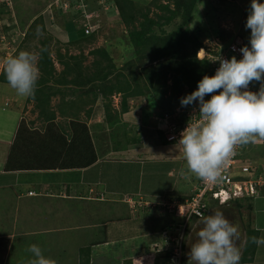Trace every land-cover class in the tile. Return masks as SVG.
Here are the masks:
<instances>
[{
  "label": "rangeland",
  "instance_id": "1",
  "mask_svg": "<svg viewBox=\"0 0 264 264\" xmlns=\"http://www.w3.org/2000/svg\"><path fill=\"white\" fill-rule=\"evenodd\" d=\"M162 1L165 2L164 0ZM249 6L250 0L200 1L192 17L191 27L200 28V37L205 47L201 55L208 58L212 62V65L220 53H225L228 43L237 39L245 40L243 34L250 36V29L246 30L245 28ZM7 11H10L11 14H7ZM151 15L153 16V13ZM36 19L40 23L44 22L47 31H44V33L39 32V34L48 37L51 34L50 51L57 75L65 67L59 58L63 57L64 60H67L71 56L81 59L82 64L88 69L90 68L89 72H95L96 69L92 65L100 57H97L92 51L99 48H104L112 58L116 69L112 75L118 71H122L125 75H130L132 69H141L140 66H142L144 60H139L140 56L136 52V47L129 38V30L122 21L120 11L113 0H0V74L4 71V60L9 56L18 54L20 51H29L36 54L38 77L41 74L37 63L41 46L40 39H43V37L35 36L27 43L22 42L29 26ZM85 26H90V33L94 35L93 39L86 42H73L70 44V41H75L78 38L77 29ZM175 26L176 24L172 23L164 29L171 31ZM60 30H65L64 33L68 32V38L64 35H57ZM39 34L37 33L35 35ZM149 60L150 58H147V72H150V68H153L158 63L157 61L150 63ZM102 64L101 67H109V63L106 61H102ZM174 65L177 66V64ZM144 68L141 73H147ZM173 75V71L168 70L165 76L161 78L162 82L167 83V87H161V90L151 89V95L133 98L128 102L129 108L131 106L137 109L142 108L146 111L144 116L146 120L148 119V123L146 124L149 126V135L147 136L149 141H146L148 146H145L147 149L145 148L143 154L135 158L130 157L132 156L131 153L125 156L115 155L113 157H117V159L111 158V160L107 161L108 164H100L94 169V171H97L96 173H101L100 170L104 171V176H107V183L113 188L112 191L117 192V194L104 193L106 201L97 200L96 198H93V201L76 200L75 202H66L67 200H64V203H66L62 209V218H58L60 215L58 210L60 208L59 205H48L47 203L35 201V210H31V213L34 211V215L31 213L28 214L30 222L27 221V223L38 227V225H43V221L46 220L49 224L50 221H53L54 225L57 222L63 225L61 230L60 225H53V229L58 228L59 230H52L49 233H43L37 228L38 232L42 234L35 233L36 235L34 234L31 237L32 239H41V236L51 237L50 239L43 240L41 244L38 241L37 245L42 248L44 255L54 259L56 264H78L80 259L77 258L78 251L76 249L79 245L86 246V244L92 245L94 242H101L104 238V234L100 230L103 223L106 224L129 217L131 220V228L137 227L138 234L142 236V238H139L142 243L138 240H131L133 243H136L135 249L138 248L135 252H132L133 243L124 244L126 248H122L119 245L115 246L117 242L112 241L108 245L106 252H104V256H95L96 258L93 264H120L119 260L121 259L122 261L124 250H131L136 255L144 254L151 250L150 245L153 243V236L145 234L152 232L156 237V231L162 229L164 226L171 227L174 225L176 230L179 228L178 224H181V220L185 221L173 211V207L170 205L172 202L169 201H173L177 197L188 198L194 192L196 179L198 178L182 175V170L187 171L182 151L179 148L175 149L178 141H164L165 133L163 128L165 127V123L163 120L161 121L160 117L161 115L170 113L176 106L181 105V98L192 93V91H189L187 87L181 92L176 93L173 89L171 90L174 81ZM143 81L146 82V80ZM117 95V98H113V104L116 101L119 104L121 103L122 96L120 94ZM92 97V93L86 97L83 96L84 103H81L79 108L90 105L95 107L94 105H97L99 97L96 101H93ZM29 98L19 96L9 84L0 83V128L7 129L10 132L16 129L15 125L13 127V120L16 121V124L18 123L17 119L20 116L16 107L18 105L22 110H24L23 107H27L25 108L26 115L24 119L31 115H35L36 119L38 115V110L34 112L36 101L34 98H31V100ZM69 99L73 98H66V100ZM206 99H208V96H206ZM4 100L12 107L6 106ZM51 102L53 109L56 111L60 97H52ZM2 107L6 109L11 108L8 111L9 117H7L12 120L6 119V112L2 110ZM156 116L159 118L157 119ZM154 119L157 122L152 123ZM120 128L125 129L124 127ZM155 132L163 138V141H153L154 143L149 146L152 142L151 139H157L158 137L154 134ZM122 134L123 132H121ZM259 138L257 137V139ZM258 156L264 159V149L262 150V154L260 152ZM250 158L245 152L244 159L248 162ZM170 171L173 172V175L170 174ZM258 173L261 175L264 174L263 167H260ZM118 175H122V178ZM127 195L136 202H126ZM168 199L170 200L168 201ZM165 200L168 201L169 206L168 203L165 204ZM145 201H148L149 204H143ZM175 201L180 202L183 200ZM219 208L223 209L226 217L230 221L235 222L234 219H237V215L231 209L234 208L232 204L220 206L219 204H215V202H210L209 209L213 211L209 215L213 214L214 210ZM241 211L244 217L243 223L254 226V218L248 219L250 217L248 210L241 209ZM67 219H73L75 224L66 221ZM92 221H94V225H91ZM76 222L80 225H77ZM198 222H200L198 219L191 218L185 226L184 243L186 249L184 250L186 255L190 252V247L194 239L195 232L191 229L195 227L194 225L196 223L197 230L199 227ZM138 223H143V225L137 226ZM8 228V226L0 225V232H4ZM19 228H22V226ZM115 232L117 231L115 230ZM59 235L60 237H58ZM132 235H134V232ZM119 238L124 239V237ZM158 238L159 244H163L164 246L166 244L163 240L165 239V235L159 234ZM89 240L91 242H88ZM142 245L145 248H139ZM97 249L102 250V247ZM90 250L85 249V253H89ZM22 254L23 252H20L21 256H23ZM135 254L128 256V258H133ZM26 255L31 257L29 253H26ZM82 258L85 260L84 256ZM152 258L154 257H139L137 261L146 264L147 262H151ZM184 259H186L185 262L187 264L188 255ZM124 261L128 263L129 259H123L122 262ZM168 261L169 258L165 254H162V252L153 259L155 264H163ZM240 264L242 263L240 262ZM252 264H260V261Z\"/></svg>",
  "mask_w": 264,
  "mask_h": 264
},
{
  "label": "trees",
  "instance_id": "2",
  "mask_svg": "<svg viewBox=\"0 0 264 264\" xmlns=\"http://www.w3.org/2000/svg\"><path fill=\"white\" fill-rule=\"evenodd\" d=\"M113 1L120 11L122 21L129 30V38L136 47V52L140 56L139 60H144L142 66H140L141 69H132L130 75H125L122 71H118L112 75V73L116 71L112 58L104 48H99L92 51L93 54L100 57L95 60L93 63L94 65H92L96 69L95 72H89L90 68L88 69L85 67L81 59L71 56L67 60H64L63 57L59 58L65 67L63 71L57 75L50 51L51 34L49 37L39 34V32L44 33V31H46L44 22L40 23L38 19H36L37 21L33 20L22 42L27 43L35 36H41L43 39H40L41 46L37 63L41 74L37 80L35 94L31 96L29 100H31V98L35 99L36 105L34 112L38 110L36 120L41 122L42 127L44 125L46 129L49 130L47 134L44 135L50 137V140H55L49 143L51 150L53 152H60V156L63 155L62 152L66 151L65 148H68L67 151H71L69 154L66 152L61 160L59 157L49 156L46 158L44 155H41L36 149L39 148L40 145L43 146V144H41L42 141H37L38 139L36 140L34 138H32L33 141H27L29 137L31 138L38 135L40 133V128L29 127L26 120L22 119L18 125L17 137L15 141H13L11 151L8 155L6 167L9 169L16 167L24 169L52 168L55 164L62 168H81L92 164L93 161L83 159L82 157L84 156H80V160H74L73 157L70 156L74 155V152L77 153L76 149H78L81 144L85 143L82 139H91L87 125L82 123L81 125L83 127L79 128L80 126L78 125L80 123L78 122V124L75 122L80 118V114L75 110L79 108L81 103H84L83 96L86 97L92 93L93 101H96L98 97L102 98L107 122L110 124V127L113 128V133L118 134L120 132L121 134V132H123V134H125L126 141L119 142L121 145H127L138 141L132 139L128 135L129 131L126 129H122L118 125L116 127L114 126L116 123L120 122V115L129 110L128 102L130 99L151 95V89L161 90V87H167V83L162 82L161 78L165 76L168 70L174 73V81L171 90L173 89L175 93L181 92L185 87L193 92L197 88L198 81L205 75L211 76L212 63L208 58L201 55L205 47L200 37V28L191 27L192 17L201 0H164L165 2L162 0ZM151 13H153V16ZM7 14H11V12L7 11ZM172 23L176 24L175 28L171 31H166L164 28ZM85 28L86 27L77 29L78 38L75 41H70V44L73 42H86L93 39L94 35L91 33L87 34ZM37 33L39 35H35ZM243 36L245 37V40H243L245 46L249 42V36L244 34ZM230 43H228V45ZM147 58H150V63L154 61L158 62L153 68H150V72H147L146 69ZM102 61L109 63V67H101V65H103ZM174 64H177V66ZM143 68L144 70L146 69L147 73H141ZM143 80H146V82ZM0 83L8 84L4 71L0 74ZM117 94L122 96L119 109H115L113 104L114 95ZM54 96L60 97V102H58L56 106V109L59 111L58 114L53 109L51 102ZM67 97L73 99L66 100ZM58 115L63 120L57 121ZM30 123L33 124L34 121H30ZM90 142L91 141H86L85 144ZM23 150L26 153L23 152ZM241 150L242 146L239 152H242ZM31 154L33 155V159H24ZM238 158L243 159L240 158V155ZM248 177L249 176L245 174L237 173L236 170L232 178L234 180H242ZM200 182V179H196V186H198ZM262 190L263 189H260L259 186H256L253 195H243L229 201L230 204L237 207L243 220L244 217L241 209H247L250 213L248 219H251L252 211L254 210L253 200L256 195L263 193ZM178 199L185 200L184 197H179ZM210 202L219 204L218 201ZM210 202L207 203L208 206L206 207L205 215H209L213 211L209 209ZM193 218L198 219L197 217ZM180 223L183 224L184 221L181 220ZM181 224H178V226L180 227ZM244 227L246 228L247 237H259V232L251 225L247 223ZM170 228L171 227L166 226V231L162 234L165 235L168 233ZM163 230H165V228ZM163 240L166 243L164 246L163 244L160 245L157 243L155 246L158 247V250H160L162 254H165L166 257L169 258V250L172 249L171 246H169L171 243H169L166 238ZM98 243L102 244V242ZM183 248L186 249L185 243L183 244ZM256 248L257 246L255 244L249 243L247 247L244 248L240 262L244 264L251 261L254 258ZM86 249L90 250V248ZM184 258L182 262L186 264V259Z\"/></svg>",
  "mask_w": 264,
  "mask_h": 264
},
{
  "label": "crops",
  "instance_id": "3",
  "mask_svg": "<svg viewBox=\"0 0 264 264\" xmlns=\"http://www.w3.org/2000/svg\"><path fill=\"white\" fill-rule=\"evenodd\" d=\"M57 32V31H56ZM65 30H60L57 35L65 36L68 38V32L64 33ZM118 96V95H117ZM115 95L114 98H117ZM99 103V104H98ZM4 104L6 106H10V104H7V102L4 100ZM101 104V105H100ZM93 106H82L75 111L80 114V118L75 121L79 122L78 126L79 128L83 127L81 124L85 123L89 129V133L91 136V139H82V141H91L90 143H83L81 144L78 149H76L77 153L74 152V155H70L73 157L74 160H80V156L85 160H91L93 161L92 164L88 166L83 167H76V168H62L59 165H56L52 168H12L9 169L6 167L8 155L11 151V146L13 141H15V138L17 137V129L20 121L24 119L25 117V111L27 107H23L24 110L19 108L20 106H16L19 111V118L17 119L18 123L16 124L13 120V127L15 125L16 129L13 130V132L8 131L7 129L0 128V225L8 226L9 228L4 231L0 232V264H27V261L31 258L26 255V248L30 244H38V241H40V244L43 242V240L50 239L51 237L46 236L42 237L41 239H32V235L35 233L42 234L38 232V229H40L43 233H49L52 230H59L58 228L53 229L54 222L50 221L47 222L46 220L43 221V225H38V227H34L30 222V217L28 214L31 213V210H35L34 203L35 201L41 202V203H47L48 205H59L60 208H58L60 215L58 218H62V209L66 202H75L76 200H87V201H93V198H96L97 200H105V194H117V192H113V188L109 186L106 180V175L104 176V171L100 170L101 173H96L97 171H94L96 167L100 164L107 163V161L113 159H117V157H113L115 155H127L129 153L132 154V158L141 156L145 150V146L147 145L146 141H149V138L147 137L149 135L148 131V119L146 120V117L144 116L146 111L142 108H135L131 107L129 110L125 113H122L120 115V122L116 123L114 127L117 125L120 127H124L128 132V135L132 138L137 140L138 142H134L127 145H121L119 141H126L125 134H118L113 133V128L110 127V124L106 120L105 110L103 106V102L101 97L97 100V105ZM93 107V108H92ZM115 109H119V103H114ZM11 109V108H10ZM9 108L6 109L5 107H2V110L6 112V119L8 118V111ZM57 114L59 111L56 109ZM33 113V112H32ZM8 116V117H7ZM164 115H161L160 119L163 120L165 125L166 121L165 118L163 119ZM4 117V118H5ZM16 118V117H15ZM158 119L159 117L156 116ZM5 119V121H6ZM62 118L58 115L57 121L61 120ZM12 120V119H10ZM26 123H28L29 127L32 126L33 128L39 127L40 133L34 137H29L27 141H33L32 138L38 139L37 141H42L39 148L36 149L41 155H44L46 158L49 156L52 157H59L60 160L65 156L66 152L69 154L71 150L67 151L68 148H65L66 151L62 152V156H60V152L52 151L51 146L49 145L50 137L45 136L49 130L46 129V126H41V122L35 119V115H31L28 118H25ZM63 120V119H62ZM30 121H34V123H30ZM157 122L156 119L152 120V123ZM74 126V124L72 123ZM72 126V127H73ZM66 127V124H65ZM164 131V130H163ZM165 133V131H164ZM9 134V136H7ZM45 134V135H44ZM157 135V139L152 138L151 144L154 143L153 141H163V138H161L158 133H154ZM4 135V136H2ZM11 136V138H10ZM113 141V144H112ZM134 141V140H133ZM164 141H167L164 134ZM171 142V141H168ZM91 144V145H90ZM147 149V148H146ZM264 149V138L256 139L255 143H250L248 145H242V152H240V162L243 163H250L255 169V173L263 178L264 180V174L258 173L260 170V167H263L264 169V159L261 157L259 158V154ZM23 152H25L23 150ZM245 152L249 157V161L247 162L244 159ZM26 153V152H25ZM67 156V155H66ZM26 160L33 159V155H28ZM246 161V162H245ZM56 163V161H55ZM108 164V163H107ZM112 173V172H111ZM170 174L173 175V172L170 171ZM119 176V175H118ZM122 178V175L119 176ZM264 183V181H263ZM260 189H263V193L256 195L253 200V211L251 215V219L254 218V226H252L255 230L259 232V237L264 236V184L259 186ZM192 193V192H191ZM190 193V194H191ZM189 194V195H190ZM130 199V200H128ZM64 200H67L64 203ZM126 202H134L131 197L127 195ZM170 199H168L169 201ZM179 200V199H175ZM175 200H171L169 202H174ZM165 204L168 203L167 200H165ZM136 202V201H135ZM141 203V202H140ZM143 204H149L148 201L143 202ZM95 205V204H94ZM131 206V205H130ZM234 208H231L235 211L237 215V219H234L235 222H239L241 225V230L243 233L247 236L246 229L244 227V221L241 217V214H239L237 207L235 205ZM56 207V206H55ZM52 208V207H51ZM69 213V212H68ZM34 215V211L31 213ZM68 215V214H67ZM62 216V217H61ZM253 216V217H252ZM58 221V220H57ZM66 221L72 222L75 224V221L73 219H67ZM130 218H122L118 219L117 221L108 222L106 224L103 223L101 227V231L104 234V238L101 241V243L94 242L92 245L86 244L79 245L76 251H78L77 258H79L78 264H93L95 256L102 255L104 256V252H106V249H108V245L111 244V242H117L115 246H121L122 248H126L124 244L133 243V241H140L139 238H142L138 234L137 227L131 228L130 224ZM90 222V221H89ZM199 223V222H198ZM48 224V225H47ZM77 225H80L76 222ZM113 224V227H112ZM60 230L62 229V223L60 224L57 222L54 226H59ZM88 225H90L88 223ZM91 225H94V221H92ZM143 225V223H138L137 226ZM22 228H19L21 227ZM43 226V227H42ZM191 230L195 232L196 230V223ZM72 227V226H71ZM165 228V230H163ZM164 228L156 231V237L153 235V233L149 232L145 235H152L153 240L152 244L150 245L151 250L145 252L144 254H135L132 252H135L136 243H133L132 252L131 250H124L123 251V257L122 261L129 259L128 263L126 261L122 262L121 259L120 264H144L139 263L137 261V258H149L154 257L159 254H161V251L158 250V247L155 246V244H159L158 235L162 234L164 231H166V226ZM114 229V230H113ZM144 229V228H143ZM78 230V228H77ZM115 230L117 232H115ZM163 230V231H162ZM137 231V232H136ZM169 231V230H168ZM90 232V231H89ZM134 232V235H132ZM143 232V231H140ZM155 233V232H154ZM90 234V233H89ZM94 234V232H92ZM36 235V234H35ZM144 235V236H145ZM60 237V235L58 236ZM57 237V238H58ZM119 237H124V239H120ZM114 240H113V239ZM47 242V241H46ZM45 242V243H46ZM88 242H91L90 240ZM128 242V243H127ZM98 243V244H95ZM153 245V246H152ZM99 247H102L101 249H97ZM148 247V248H150ZM86 248H92L89 253H85ZM139 248H145L144 245L140 246ZM264 246H260L256 248L254 258L246 262L244 264H252L256 261H260V264H264V255H263ZM127 251V253H126ZM20 252H23V256L20 255ZM244 252V249L242 253ZM85 253V254H84ZM101 253V254H100ZM241 253V255H242ZM30 254V253H29ZM135 254L133 258H128V256ZM31 255V254H30ZM85 257V260H83L82 257ZM127 259H126V258ZM151 259V262H147L146 264H155L153 262V259ZM168 258V257H167ZM149 261V260H148ZM141 262V261H140ZM168 264V262L163 263Z\"/></svg>",
  "mask_w": 264,
  "mask_h": 264
},
{
  "label": "clouds",
  "instance_id": "4",
  "mask_svg": "<svg viewBox=\"0 0 264 264\" xmlns=\"http://www.w3.org/2000/svg\"><path fill=\"white\" fill-rule=\"evenodd\" d=\"M245 28L250 29V36L239 49L241 58L220 59L215 74L205 75L196 90L180 100L182 107L193 105L198 116L181 131L175 145L186 162L187 171L182 170L186 177L217 183L237 146L264 138V0H250ZM36 60V54L20 51L3 62L6 81L19 96L35 94ZM254 81L260 83L258 91L249 89ZM195 214L201 218L187 264H240L249 243L264 246V236L247 237L240 223L230 221L222 208L211 215ZM26 252L31 254L27 264H56L35 243Z\"/></svg>",
  "mask_w": 264,
  "mask_h": 264
},
{
  "label": "built area",
  "instance_id": "5",
  "mask_svg": "<svg viewBox=\"0 0 264 264\" xmlns=\"http://www.w3.org/2000/svg\"><path fill=\"white\" fill-rule=\"evenodd\" d=\"M85 32L90 33V26H85ZM244 46V41L237 39L231 42L225 53H220L217 60L212 65V73L215 74L216 69L220 66V59H231L232 56H236L238 59L241 58L242 54L239 49ZM212 63V62H211ZM260 87L259 82H252L249 85V89L252 91H258ZM210 96H208V99ZM197 111L194 110L193 105L182 107L181 105L176 106L173 111L163 116L165 118L166 125L163 128L165 131V138L167 141H178L180 133L185 129L192 119L193 121L198 119L196 115ZM241 146H237L233 156L227 163V166L222 170L221 178L217 183H205L200 182L196 186L194 192L186 198L184 201H174L170 203L175 210V213L180 217L184 218V223L175 230L174 225L171 226L168 233L165 234L166 240L171 243L172 249H170L169 264L175 260L176 264H183L182 259L186 256L183 248L184 237H185V226L193 217H197L200 220V216L195 213L199 212L201 215H205L206 207L210 201H218L220 205L230 204V200L243 196L253 195L256 186L263 185V178L255 173L256 169L249 163L240 162L238 158L240 155L239 149ZM237 173H242L249 176L246 179L234 180L232 177ZM255 187V188H254ZM169 206V203H168Z\"/></svg>",
  "mask_w": 264,
  "mask_h": 264
},
{
  "label": "flooded vegetation",
  "instance_id": "6",
  "mask_svg": "<svg viewBox=\"0 0 264 264\" xmlns=\"http://www.w3.org/2000/svg\"><path fill=\"white\" fill-rule=\"evenodd\" d=\"M200 221V220H199ZM187 256V255H186Z\"/></svg>",
  "mask_w": 264,
  "mask_h": 264
}]
</instances>
